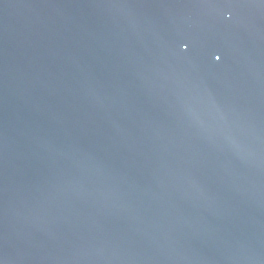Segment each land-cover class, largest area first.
<instances>
[{"label":"water","instance_id":"water-1","mask_svg":"<svg viewBox=\"0 0 264 264\" xmlns=\"http://www.w3.org/2000/svg\"><path fill=\"white\" fill-rule=\"evenodd\" d=\"M214 2L0 0V264H264V0Z\"/></svg>","mask_w":264,"mask_h":264},{"label":"snow or ice","instance_id":"snow-or-ice-1","mask_svg":"<svg viewBox=\"0 0 264 264\" xmlns=\"http://www.w3.org/2000/svg\"><path fill=\"white\" fill-rule=\"evenodd\" d=\"M213 4H217L220 8H231L234 7V0H215ZM220 57H217V60H219Z\"/></svg>","mask_w":264,"mask_h":264}]
</instances>
